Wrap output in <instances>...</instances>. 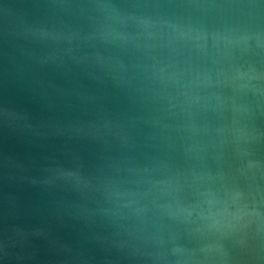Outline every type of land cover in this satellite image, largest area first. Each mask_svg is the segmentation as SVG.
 <instances>
[{
	"label": "water",
	"instance_id": "1",
	"mask_svg": "<svg viewBox=\"0 0 264 264\" xmlns=\"http://www.w3.org/2000/svg\"><path fill=\"white\" fill-rule=\"evenodd\" d=\"M0 264H264V0H0Z\"/></svg>",
	"mask_w": 264,
	"mask_h": 264
}]
</instances>
